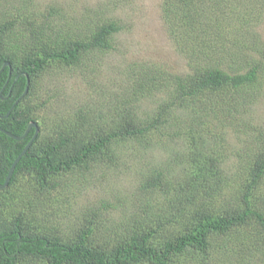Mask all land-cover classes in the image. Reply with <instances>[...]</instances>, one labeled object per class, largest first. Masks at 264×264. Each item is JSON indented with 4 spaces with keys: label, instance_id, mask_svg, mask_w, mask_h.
<instances>
[{
    "label": "trees",
    "instance_id": "obj_1",
    "mask_svg": "<svg viewBox=\"0 0 264 264\" xmlns=\"http://www.w3.org/2000/svg\"><path fill=\"white\" fill-rule=\"evenodd\" d=\"M210 1L208 20L187 0L165 1L168 20L180 13L184 25L201 26L197 40L190 30L170 32L187 70L131 63L108 108L86 100L65 113L56 108L62 89L45 77L84 72L93 58L86 72L97 78L126 23L110 7L102 16V1L74 17L73 29L56 28L51 11L41 27L21 31L0 10V69L8 64L0 72V185L35 133L17 139L2 129L21 136L30 122L39 128L0 189V264H246L264 255V125L255 134L251 109L264 97V0ZM236 134L249 137L237 150ZM131 149L154 157L138 186L148 195L104 216L80 206L71 213L80 225L56 224L71 207L62 214L56 205L66 196L58 195L68 187L62 179L85 182Z\"/></svg>",
    "mask_w": 264,
    "mask_h": 264
},
{
    "label": "rangeland",
    "instance_id": "obj_2",
    "mask_svg": "<svg viewBox=\"0 0 264 264\" xmlns=\"http://www.w3.org/2000/svg\"><path fill=\"white\" fill-rule=\"evenodd\" d=\"M102 1V2H101ZM166 0H0V10L6 11L11 16L17 17V24L21 31L28 32L29 25H37L41 27V22L47 21L45 15L54 16L55 22L52 24L56 28L64 26L76 28L74 26V17L82 15L83 17L90 9H95L97 4L101 5L107 11L101 13L106 16L109 7L113 8L110 17L120 18L126 23V29L118 34L117 43L119 49L110 57V63L107 64V69L95 71L97 78H92L86 71L95 67L93 58L89 60V68H84V72L75 70L73 72H64L62 78H57L53 81L45 77V85L56 84L57 88H61L66 97L62 99L61 103L56 104V108L65 113L64 110L71 108L73 103H84L86 100H94L102 103L104 108H108L109 103L112 102L114 96L123 89L125 82L124 76L127 72H131L129 65L141 61L145 64H150L153 67H162L168 71H185L188 64V57L177 47L176 36H173L174 29L180 28V35L190 30L193 39L197 40L201 26L196 24H183L181 14L177 18L168 15L164 6ZM192 5V12L197 11L205 20L214 17V11L207 10V6L211 3L210 0H187ZM115 4L121 2L120 4ZM253 8L256 10L262 7L254 4ZM251 9V8H250ZM253 11V10H250ZM35 13V14H34ZM186 13V12H185ZM49 16V15H48ZM214 20V19H212ZM28 24V25H27ZM255 24V23H254ZM259 32L264 39V21L259 26ZM50 30V29H48ZM172 34H171V33ZM175 39H174V38ZM106 63L108 57L105 59ZM54 71V70H53ZM59 74L58 76H60ZM92 93L93 98L86 94ZM50 94V89L42 88V95ZM145 108L152 107L151 102L147 100L143 103ZM252 112L255 115L256 121L254 127L255 134L261 131L264 125V97L261 96L252 105ZM241 134L232 136V146H239V142L248 136L239 137ZM237 150V149H236ZM154 159L151 153H135L131 149L125 152L118 158L117 165L115 161L106 162L105 165L99 168L91 169V174L85 182H81L80 175L66 176L62 180L68 184L59 191L56 205L60 212H64L69 205V216H55L62 227L66 229L73 228L80 225L81 216L76 211L74 215L71 213L80 206L93 205L99 215L115 214V208H124L131 203H138L141 196H147L146 192H141L138 188L139 181L142 176L149 171L151 161ZM112 165L111 167H108ZM54 196V195H53ZM70 201H69V198ZM145 196V197H146ZM70 202V203H69ZM41 201H39V204ZM9 212V209L4 210V213ZM60 214V213H59ZM63 214V213H62ZM258 260L250 256V262L246 264H264V255L255 253Z\"/></svg>",
    "mask_w": 264,
    "mask_h": 264
},
{
    "label": "water",
    "instance_id": "obj_3",
    "mask_svg": "<svg viewBox=\"0 0 264 264\" xmlns=\"http://www.w3.org/2000/svg\"><path fill=\"white\" fill-rule=\"evenodd\" d=\"M6 65H8V64L5 63V64L3 65V67H5ZM3 67L0 69V72H1V70L3 69ZM27 89H28V87L26 88V90H27ZM9 112H11V109L9 110ZM9 112H8V113H9ZM8 113H7V115H8ZM32 128H35L34 136L31 138V140L29 141V143L27 144V146L25 147V149L23 150V152L17 157V159H16L15 162L13 163V165H12V167H11V169H10L8 175L6 176V178H5L4 182H3V184L0 185V189L5 188V187L8 186L15 164H16L17 161L19 160L20 156H22V154H24L25 150L31 145V143L33 142L34 138L37 136V134H38V132H39V128H38V125H37L36 122H30L29 125H28V127H27V129L25 130L24 134L21 135V136H17V135L11 134L10 132H8V131L2 129L5 133H7L8 135L12 136L13 138L21 139V138L26 137V135L30 132V130H31Z\"/></svg>",
    "mask_w": 264,
    "mask_h": 264
}]
</instances>
